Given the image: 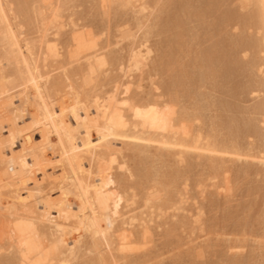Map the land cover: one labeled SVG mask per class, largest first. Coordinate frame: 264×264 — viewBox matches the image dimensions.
Masks as SVG:
<instances>
[{"label": "rangeland", "instance_id": "rangeland-1", "mask_svg": "<svg viewBox=\"0 0 264 264\" xmlns=\"http://www.w3.org/2000/svg\"><path fill=\"white\" fill-rule=\"evenodd\" d=\"M7 1L11 3L14 0ZM47 1L49 10L59 16L54 21L59 28L54 31L50 26L52 29L46 33L51 43L56 41L57 48L64 55L69 49H65L67 44L64 46L62 41L73 39L72 50L77 45L76 50L81 52L80 55L77 54L79 58L70 69L83 71L81 75L86 77L85 90L86 87L88 89L81 102L83 107L80 108L86 115L85 118L93 116L98 121L106 120L119 134L124 131L120 125H131L136 121L146 132L151 133L152 138L168 142L166 148L131 139L127 142L133 143L132 145H123L121 138L117 137V146L124 147V150L116 163L111 164L107 158L100 156V174L103 178L102 182L96 183V187H100L108 196L118 226L116 228L122 229L124 236L126 235V239L123 237L124 240H120L118 246H115L120 248L128 243L129 246L131 241L141 238L140 243L137 241L140 249L135 246L138 244L135 242L130 246L129 252V248L127 251L124 249L128 254L131 252L130 256L118 259L114 264H264V167L259 166L261 161L231 154L205 153V156L199 157L195 154L201 152L194 149L185 157L180 154L183 148H179V155H176L174 151L178 148L169 145L184 141L185 144H192L199 139L198 144L205 147L213 141L211 138L216 136L213 139H221L217 135L210 137V129L215 126L221 137L235 133L237 139L231 135V142L228 141L232 143L235 140L231 147L244 141L247 147L252 144L255 148L252 150L249 146L248 151H256L259 144L257 147L255 144L260 140L257 136L264 134V111L260 112L263 108L256 111L264 104V86L256 84V81L264 82V31L260 25L253 23L255 19L249 22L250 18H247L248 25L244 24V17L256 16L254 0H207L213 6L206 4V0H132L130 5L121 9L107 3L101 8V0ZM31 3L32 1L31 7L37 8L40 0ZM13 4L15 3L10 4L12 9L15 8ZM25 12L31 14L29 9H25ZM16 20L24 35L34 31L21 24L24 21L22 17ZM34 24L37 22L33 21L32 25ZM32 27L35 29L36 26ZM126 32L130 35H126ZM35 36L37 35H29L28 38ZM239 38L242 45L234 43ZM246 38L255 43L258 41L261 46L253 48V43ZM247 40L250 42L249 46ZM71 43L68 45L70 48ZM138 44L144 61L141 68L136 70L130 67L129 61ZM209 51V57H214V64L203 55ZM232 59L238 60L242 69L230 70L229 65L226 67ZM96 61L99 63L95 66ZM86 67H90L88 72ZM204 73L210 75V79L204 80ZM167 88H170V93L164 94L168 91ZM183 115L190 116V128L186 127L188 130H185L184 124H176ZM232 115L240 123L236 120L238 123L232 124ZM229 116H232L231 119ZM252 118L253 122L250 120ZM245 122V128L253 123L256 136L251 132L252 126L248 128L249 131L246 129L244 132L245 137L244 134L241 135L245 128L243 131L240 126L236 128L241 131L233 129L237 124ZM126 132L143 136L139 132L132 133L131 130ZM258 133L261 135H257ZM5 134L2 131V136ZM36 136L35 139L39 140V135ZM240 136L242 138L239 141ZM134 144H141L143 146L140 148L147 150V154H143L146 160L143 156L144 161L139 157ZM247 147L240 149L247 150ZM262 148L258 152L263 151L264 146ZM169 149L172 151H168ZM138 150L142 154V149ZM244 151L241 152L248 154V151ZM159 154H162V158L158 157ZM207 155L215 156L212 163L216 161V165L220 164L217 167L214 164L215 168L209 169L211 167L207 164ZM163 158L168 163H163L166 164L165 167L160 162ZM140 159L148 164L150 170H146L147 166L143 169L146 164L141 163ZM119 163L123 165L118 166ZM221 163L224 168L223 165L220 167ZM245 163H251V166ZM254 163L259 164L255 166ZM138 165L142 167L141 170L137 167L141 171L138 174L141 178L135 174L138 173ZM156 165L161 167L157 169ZM174 169L179 172L175 170L177 173H174ZM244 169L246 173L243 172ZM156 170L166 176L165 181L161 175L163 185L169 184L168 175L173 177L175 174L176 178L177 174L179 178L177 176L176 183L169 185L170 189L156 186L154 182L145 184L141 180L147 174L148 177L154 173V176L159 174ZM168 170H173L174 174ZM84 171H89L87 165ZM154 190H157V199H147ZM39 197L45 203L52 204L48 192ZM38 198L32 196L24 209L33 211L35 208L32 207ZM147 200H151L150 203ZM153 201L154 204H151ZM160 201H165L162 202L163 206H160ZM28 209L25 210L26 213ZM61 217L62 215L53 217L41 214L33 221L38 228L47 229L53 224L43 221L44 219L61 221ZM142 240L146 241L143 245ZM4 241L6 240L0 243V262L10 256L25 259L20 243L14 242L16 245L9 247ZM7 241L13 244L11 240ZM80 244L83 246L80 245L81 254L72 264L86 263L99 254L97 251L88 253V247H84L86 244ZM133 249L135 250L132 251Z\"/></svg>", "mask_w": 264, "mask_h": 264}, {"label": "bare ground", "instance_id": "bare-ground-1", "mask_svg": "<svg viewBox=\"0 0 264 264\" xmlns=\"http://www.w3.org/2000/svg\"><path fill=\"white\" fill-rule=\"evenodd\" d=\"M14 1H11V3H15L13 5L16 10L12 9L13 7L10 6L11 3L7 0H0V237H2L0 243L3 242L4 239L6 240L4 242H6L9 247H14V245H16L14 242L20 243V248L25 252V259L19 256H10V258L8 257L5 261L0 262V264H72L81 254L80 249L83 246L80 243L86 244L84 247H88V253L94 251L99 253L88 262L80 264H114L118 259L125 258L127 255L130 256L131 252L128 254L125 250L129 248L128 251L126 250L129 252V250H131L130 246L137 241L139 242L141 238L138 236L140 239L138 238L134 241L136 237H133L134 239L132 240L134 242L128 239L131 241L129 246H127L128 243L127 245L123 244V247H118L121 250L117 248V244H119L120 240L123 241L126 235L124 236L122 229L116 228L118 226H116L115 216L112 213L108 196L100 187H96V183L102 182L103 178L100 174L102 170L100 156L107 158L111 164L116 163L119 155L124 150L122 149L124 147L121 148L117 146V137L121 138L123 145H132L133 143L127 142V140L131 139L154 143L161 148H166L168 142L152 138L150 135L151 133L146 132V129L140 127L136 121L131 125L126 123L120 125L119 127L124 129V131L122 134H119L114 131L112 126L108 125V121L106 120L98 121L97 118L93 116L86 119V115L80 111V108L83 107L81 104L82 99H84V94L88 89V87H86L85 90L86 77L81 75V72L83 71L70 69L72 68V64L79 58L77 57V54H81V52L79 53V50H76L77 45L74 50L76 52L78 51V53L72 50L74 47L71 43L73 39H67L68 42L70 40L72 48L68 46L70 43L68 44L66 40H63L62 42H64V46L67 44L65 49H69V51L65 50L66 52L64 55H61L56 46V41L55 43H51L46 33L52 28L54 31L59 28V25L54 22L59 16L49 10L47 0H40V5L37 8L31 7L30 2L32 1V3H35L38 2V0ZM131 1L132 0H101L100 4L101 8L107 3L110 6L113 5L117 9H121L130 5ZM207 2L208 1L206 0V4L210 3ZM210 4L213 6V3ZM254 6L257 8L256 16L254 18L247 16L246 18L244 17L246 22L244 24L248 25L247 21L250 20L249 22H253L255 19L256 21L253 23L255 25H260L261 29L264 31V0H254ZM25 9H29L31 14L24 13ZM199 11L197 12L200 13ZM209 12H211V10ZM18 17H22L24 21L26 20V22L22 20L23 23L21 24L24 27L29 28L31 31L33 29L34 31L32 33L37 36L29 39L28 37L29 35H33L32 33L24 35L21 31V27L15 22ZM247 18L250 19L248 20ZM33 21L37 22V24H34L36 26L35 29L32 27L34 26L32 25ZM26 23H29L31 26H29V24L26 25ZM250 24L252 25V23ZM50 26L52 28H50ZM125 34L128 35L129 32H126ZM239 40L240 38L237 40L238 42L235 40L234 43L236 45L241 44V40ZM248 40L251 42L253 41L251 39ZM248 40L247 42H249ZM262 42H264V33L262 36ZM252 43L251 46L255 49H258V47L261 46L258 41L257 43ZM134 44L136 45L137 43L135 42ZM247 45L249 46L250 42L249 44L247 43ZM67 46L69 48H67ZM139 47L138 44L135 50L132 51L129 61L130 67L136 70L141 68L144 61L142 52L138 50ZM210 51L203 55L213 63L212 58L214 57H209ZM212 53L213 52H211V54ZM233 55L235 56V54ZM234 59L230 60L229 64L224 62L226 67L229 65L228 68H230V70H235L236 68L242 69L240 62L238 60L235 61L236 59ZM96 63L94 62L95 66L98 65L99 62L96 61ZM86 68V71L88 72L90 67ZM207 69L209 70V68ZM202 77L204 80L210 79V75L208 76L206 73L202 74ZM256 84L258 86L260 84V87L264 86V82L256 81ZM167 90L168 91L164 92V94L167 92L170 93V88H167ZM259 109H261L260 112L264 111V104L258 107L256 111L258 112ZM232 116L235 120L232 119V124H234V122L240 123L239 120L234 118L235 115ZM189 117L190 116L188 115H183L179 121L177 120L178 122L176 121V124H184L185 128H190L188 126ZM231 117L229 116L230 119ZM229 118L227 117L228 122L230 120ZM250 120L253 122V118ZM247 122L243 124L241 123V125L237 124L235 127L233 126V129L240 130L241 128V130H244V125L247 124ZM252 124L249 123V127L252 126ZM237 126H240V128L237 129ZM249 127L245 128L244 131L242 130L243 132L241 135L244 134L246 129L249 131ZM215 128L216 127L214 126L210 129L212 135L208 132L210 137L217 135L218 138L221 139H213L216 137L215 136L211 138L214 143L213 141L207 143L205 147L198 144L199 139L197 137L195 139L198 140L193 141L192 144H185V141L182 140L184 141L183 143L173 142L169 145L178 148L175 151L171 148L176 155L177 153L179 155L178 150L181 148L184 150L181 149L180 154L185 157L189 156V151L192 149L201 152L195 154L199 157L205 156V153H211L214 155L231 154L246 159H258L261 161V164L258 163L259 166L264 167V150L258 152L260 149L259 147H261L260 150L263 149L264 134L260 137L257 136V138L260 139L259 141H257L258 139L256 138L257 144H255V146L257 147L259 144L256 148V152L248 151L249 148L251 149L252 144L248 145V147L250 146L248 148L247 145L243 143L244 141L240 142L241 144L243 143V145L239 143L231 147L232 143H235V140H232L233 142L230 143V136L234 135L235 139H237L235 133L231 132L230 136L221 137ZM230 129L232 130V128H229V130ZM250 129H252L251 132L253 131L256 136L254 127L252 126ZM129 130L133 131L132 133L139 132L143 134V136L139 137L135 134H127L128 132L126 131ZM185 130L188 129L186 128ZM2 131H5V136H2ZM236 133H238V131ZM36 135H39V140L35 139V137H37ZM257 135L261 134L258 133ZM245 136L246 135L244 134V137ZM241 138L242 137L240 136L238 140L240 141ZM134 146V148H137L136 151L139 152V157L142 158L143 154H147V150L144 147L140 148L143 145L134 144ZM245 147H247V150L240 149ZM253 148L254 147H252V150ZM138 149H142V154ZM143 149H145V153L143 152ZM168 151H170V149ZM241 151H248V154H243ZM253 152H255V154H253ZM161 155L159 154L158 157L160 158ZM158 157L157 162L159 161ZM207 157V164L211 167L208 168L214 169L216 161L212 163V160L215 156L207 155ZM164 160V158L163 160L160 159V162H162L161 164L166 162ZM143 161H141V163ZM152 161L156 162V160L153 159ZM143 164L146 163L143 162ZM219 164L220 163H217V165ZM255 164L258 165L257 163H254V165ZM85 165L88 166V172L84 171ZM121 165H123V163L118 164V166ZM163 165L165 167L166 164ZM222 165L224 168L225 166L222 163L220 167ZM247 165L251 166V163H248ZM145 166L148 167H146V170H150L148 164L144 165L143 169H145ZM137 167H139V170L142 169V167L138 165L136 166V170ZM155 167H157V165ZM158 167H161V165ZM155 169L156 168H154V170ZM139 170H137L138 173L135 174L140 177L141 175L138 174L141 171L139 172ZM175 170L176 169H174V173L179 172L178 170H176L177 172ZM262 170L264 171V168ZM156 172L159 171L156 170ZM162 172L164 173L165 169ZM243 172L246 173V170L244 169ZM169 173L174 174L173 170ZM131 174H133V172H131ZM159 174L154 176V173V175L150 177L147 176L148 174L146 177L142 174L143 179L141 180H144L145 184L154 182L156 186H165L166 188H169L170 184L173 185L176 183L177 176L179 178V175L177 174L176 178L175 174L173 177H171L172 175H168L169 177L167 176V179L169 178L168 180L170 181H168L169 184H167V187V185H163L162 180H160L162 175V178L166 181V176L160 172ZM139 183L141 184V182ZM29 188H33V190H30ZM150 190L153 192V188ZM45 192H48V197L51 199L52 204L45 203L40 199V194L44 195ZM152 192L148 195L149 197L147 196V199H157V190H154V193ZM32 196L39 198L35 202V206L32 207L35 209L30 211L27 208L28 213H26L25 210L27 209H24V207L28 205L29 199ZM150 201L148 203H150ZM160 202L162 204H160V206H163L164 203L162 202L165 201ZM151 204H154V201L151 202ZM32 212L33 214H30ZM41 214H50L53 217L62 215V219H60L61 221L44 219L43 221L52 223L53 226L47 227L48 230L46 227H43L44 229L40 227V229L33 220H37L39 218H37V216ZM39 229H43V232ZM82 238L85 240L83 241ZM7 240H11L13 244H10V241ZM143 240L141 241V245H143V242H146ZM127 242L128 241H126V243ZM138 244H135V246H139L140 249V244ZM114 246L118 250L115 249ZM136 249L138 250V248ZM134 250L135 249L132 251Z\"/></svg>", "mask_w": 264, "mask_h": 264}]
</instances>
